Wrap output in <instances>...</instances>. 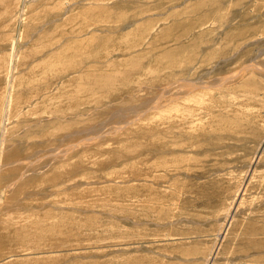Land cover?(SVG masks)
<instances>
[{
	"label": "rangeland",
	"instance_id": "374dc122",
	"mask_svg": "<svg viewBox=\"0 0 264 264\" xmlns=\"http://www.w3.org/2000/svg\"><path fill=\"white\" fill-rule=\"evenodd\" d=\"M1 128L0 264H264V0H0Z\"/></svg>",
	"mask_w": 264,
	"mask_h": 264
},
{
	"label": "bare ground",
	"instance_id": "6f19581e",
	"mask_svg": "<svg viewBox=\"0 0 264 264\" xmlns=\"http://www.w3.org/2000/svg\"><path fill=\"white\" fill-rule=\"evenodd\" d=\"M12 64V63H11ZM54 122V121H53ZM57 126V125H56ZM1 141L5 140V129L1 128ZM66 136L63 135L60 137V140H65ZM54 143V140H51L48 142L47 145H52ZM61 145V144H59ZM58 145V147H49L47 149L46 152H44L43 154H47V153H52L56 150H58L60 148V146ZM33 146H35V144H33ZM34 150H38L36 148H34ZM40 153H37V151L33 152L32 154L28 155L27 157H25L24 159H14V160H6L5 162H7V164H12L14 163L15 165H20V167L17 168H29V169H35L37 165H47L45 164H39L41 162H38V164L36 165L35 161H37L39 158H37L39 156ZM1 161V160H0ZM159 168V167H158ZM157 168V169H158ZM28 205V203H23ZM83 204V203H81ZM86 206L89 205H96V203L92 202V203H88L85 204ZM53 207H56L55 205H52ZM39 207H44L42 204ZM78 213H83L84 208H77L76 210H74ZM30 215H33V220H29L26 221L24 224H22L21 226H15V228L10 232L11 234L8 235L5 234L3 235L5 237L4 240H13V238L15 236H17V234L19 233L20 230L24 229V230H29L30 234H32L33 236H43L44 238V244H39L37 243V245H33L31 247H29V249H32L33 252H37L38 251H42L41 249H45L46 246H48L47 248L51 249V250H60V249H64L67 248L68 246H71V242H69L70 240V235H73L76 237V242L74 244V246L77 248L79 247L81 244V240L79 239L78 236H80V234H83V232L86 230L81 223V220L79 218V220L72 219L71 222L68 223H63L64 218H62V213H55L51 210H42L39 209L38 212H31ZM27 217H29V215H27ZM51 219H54V221H50ZM89 231H94V232H98V228H89ZM82 233H81V232ZM13 232V233H12ZM28 232V233H29ZM85 233V232H84ZM91 233V232H90ZM85 234H88L85 233ZM99 235V233H97ZM132 235V234H131ZM60 237H63L62 239ZM100 237V236H98ZM111 237H113L114 239L121 238V239H127L130 237V235L126 234V235H118L116 236L115 234L112 235ZM41 245H43L41 247ZM44 252H47V250H45ZM12 255V254H11Z\"/></svg>",
	"mask_w": 264,
	"mask_h": 264
}]
</instances>
